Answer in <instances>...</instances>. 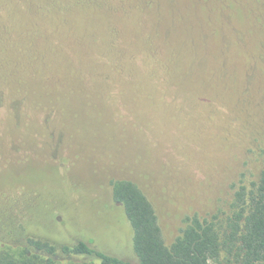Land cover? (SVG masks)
Here are the masks:
<instances>
[{
    "label": "rangeland",
    "instance_id": "374dc122",
    "mask_svg": "<svg viewBox=\"0 0 264 264\" xmlns=\"http://www.w3.org/2000/svg\"><path fill=\"white\" fill-rule=\"evenodd\" d=\"M263 170L264 0H0V243L137 264L113 180L171 246Z\"/></svg>",
    "mask_w": 264,
    "mask_h": 264
},
{
    "label": "trees",
    "instance_id": "16d2710c",
    "mask_svg": "<svg viewBox=\"0 0 264 264\" xmlns=\"http://www.w3.org/2000/svg\"><path fill=\"white\" fill-rule=\"evenodd\" d=\"M111 186L114 202L129 222L137 264H218L224 255L236 264H264V170L257 182L234 186L227 213L187 218L171 246L153 203L138 184L124 179L113 180ZM24 233L13 244L0 243V264H132L86 240L54 243Z\"/></svg>",
    "mask_w": 264,
    "mask_h": 264
}]
</instances>
